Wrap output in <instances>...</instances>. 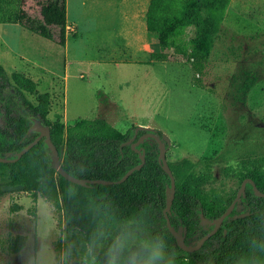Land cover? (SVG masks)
<instances>
[{
	"label": "trees",
	"instance_id": "obj_1",
	"mask_svg": "<svg viewBox=\"0 0 264 264\" xmlns=\"http://www.w3.org/2000/svg\"><path fill=\"white\" fill-rule=\"evenodd\" d=\"M231 0H148L145 13L146 32L157 40L160 52L155 60H165L166 51L182 57L192 70L193 87L204 88L207 59L221 30ZM66 0H0V23L18 24L60 46L67 39ZM255 75L245 73L242 97L254 86ZM36 83L24 73L7 76L0 64V157L14 158L37 134L27 133L31 123L28 116L41 119L50 127L51 140L56 146L62 167L79 179L116 181L131 167L141 162L139 155L127 144L132 137L138 140L147 129L131 125L121 132L101 118H81L65 126L59 119L49 123V97L41 94L34 104L28 94ZM168 147L160 130H153ZM145 163L123 183L92 184L89 187L73 184L59 176L51 163V151L44 139L28 150L18 161L0 163V197L7 193L3 186L22 185L21 191L33 199L38 195L56 209L64 211L69 227L87 232L93 226V211L108 213L116 221L135 218L146 234L163 236L167 254H174V264H243L257 256L264 260V198L258 197L250 183L232 213L218 231L197 251L180 249L166 227L163 209L166 205L170 178L158 162L156 142H142ZM175 179V195L169 214L171 225L185 241L195 245L212 230L202 225L201 215L207 220L220 216L236 195L245 178H250L264 193V156L242 158L227 164L214 175L210 165L198 166L183 158L168 160ZM194 240V243L191 244ZM25 238L16 236L11 241L12 253L20 251Z\"/></svg>",
	"mask_w": 264,
	"mask_h": 264
},
{
	"label": "rangeland",
	"instance_id": "obj_2",
	"mask_svg": "<svg viewBox=\"0 0 264 264\" xmlns=\"http://www.w3.org/2000/svg\"><path fill=\"white\" fill-rule=\"evenodd\" d=\"M147 3L66 0L65 46L0 23V64L7 76L24 73L36 83L27 95L34 104L48 95L49 123L101 118L121 132L131 125L160 130L167 161L187 158L210 165L214 175L239 159L264 156V0L230 1L207 59L205 89L192 86L184 58L166 51L165 60L153 59L156 39H144L137 16ZM246 72L256 81L242 97ZM42 201L49 202L21 190L0 197V264H22L11 241L27 236ZM53 208L64 220V211Z\"/></svg>",
	"mask_w": 264,
	"mask_h": 264
},
{
	"label": "clouds",
	"instance_id": "obj_3",
	"mask_svg": "<svg viewBox=\"0 0 264 264\" xmlns=\"http://www.w3.org/2000/svg\"><path fill=\"white\" fill-rule=\"evenodd\" d=\"M92 219L87 232L70 228L67 219L59 220L53 206L42 201L21 249L22 264H174L164 237L147 235L135 218L116 221L108 213L93 211ZM243 264L264 260L257 256Z\"/></svg>",
	"mask_w": 264,
	"mask_h": 264
},
{
	"label": "water",
	"instance_id": "obj_4",
	"mask_svg": "<svg viewBox=\"0 0 264 264\" xmlns=\"http://www.w3.org/2000/svg\"><path fill=\"white\" fill-rule=\"evenodd\" d=\"M28 120L30 121L31 125L28 128L27 133H35L37 134L36 138L28 143L25 147H23L19 152H17L16 157L14 158H3L0 157V163H12L18 161L28 150H30L34 145H36L41 139H44V142L46 143L48 149L51 151V167L56 171V173L63 177L65 180L77 184L80 186L84 187H89L92 184H101V185H114V184H120L123 183L134 171L139 170L143 167L145 163V154L142 148H138V146L144 142L147 138H153L159 148V156H158V162L160 163L163 171L169 176L170 178V187L167 189V197H166V205L163 209V216L165 218L166 222V227L168 231L171 233V235L174 237L176 245L187 252H193L199 250L205 243L206 240H208L211 236H213L220 226L222 225L224 219L228 217L232 211L234 210L236 204L238 203L239 199L241 196L245 195V187L247 183H250L252 185V188L255 192V194L258 197L264 198V193H261L256 184L251 180L250 178H245L242 180L235 197L229 204V206L226 208V210L217 218L213 220H207L204 218L203 214L201 215V223L202 225H209L213 226L212 230L200 237L198 242L195 245H188L185 241V231L181 234L179 231H177L170 222L169 214L171 210V205L174 199L175 195V179L174 176L171 172V169L169 168L167 157H166V145L162 141L160 137L155 135L153 133V129L148 128V127H142L138 126L136 127V132L139 129H147L149 132L143 134L138 140L134 141L135 137H132L129 141H127V144H130V147L132 150H134L138 155L141 160V162L133 167H131L120 179L116 181H111V180H104V179H79L76 178L72 175H70L63 167L61 164V159L59 152L54 145V143L51 140V134H50V127L48 125H45L42 123L41 119L35 116H28ZM23 187L22 185H16V186H3L2 190L3 191H15V190H21Z\"/></svg>",
	"mask_w": 264,
	"mask_h": 264
},
{
	"label": "crops",
	"instance_id": "obj_5",
	"mask_svg": "<svg viewBox=\"0 0 264 264\" xmlns=\"http://www.w3.org/2000/svg\"><path fill=\"white\" fill-rule=\"evenodd\" d=\"M147 7H148V3H147ZM147 7H146V10H147ZM146 10L143 8V10H141L139 13H137L138 19L140 20L139 23L142 25L144 32H146V25H145V13H146ZM67 28H69V22H68V20H67ZM144 34L146 36L144 38L145 40H146V38H151V36L149 37V35L147 34V32L144 33ZM155 42L157 43L156 40H155Z\"/></svg>",
	"mask_w": 264,
	"mask_h": 264
}]
</instances>
